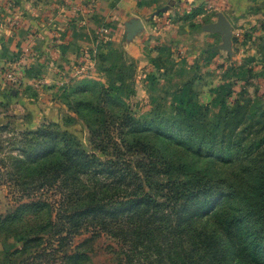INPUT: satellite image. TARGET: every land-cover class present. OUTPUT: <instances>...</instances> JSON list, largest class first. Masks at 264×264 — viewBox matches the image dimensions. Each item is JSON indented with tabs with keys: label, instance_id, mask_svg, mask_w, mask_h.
I'll return each mask as SVG.
<instances>
[{
	"label": "rangeland",
	"instance_id": "374dc122",
	"mask_svg": "<svg viewBox=\"0 0 264 264\" xmlns=\"http://www.w3.org/2000/svg\"><path fill=\"white\" fill-rule=\"evenodd\" d=\"M60 1L19 0L16 3L23 4L28 10L27 16L38 23L33 30L37 31L38 26L47 28L53 36L55 32L75 31L79 43L62 54L47 45L52 48L48 56L26 59L25 65L34 63L28 78L15 65H3L0 127L5 129L0 131V138L21 139L43 125L56 124L59 131H65L84 151L104 159L91 143L87 123L93 127L97 124L101 128L110 127L114 135L117 124L113 123L121 122L124 115L139 120L158 113L168 118L180 110L192 112L197 107H208L209 116H213L226 108H234L237 102L247 106L245 111L253 105L264 104V13L257 18L255 27L245 28L243 32L234 30L232 42H222L219 36L210 33H191L184 28L186 25L179 29V34L175 27L166 24L149 25L157 8L140 14L139 20L146 30L142 28L129 34L125 24L135 8L133 0L128 4L124 0H68L73 7L64 11H59L63 10ZM42 21L51 25H40ZM71 21L88 23L90 31L70 28ZM11 24L16 27L19 23L16 19ZM164 40L168 48H164ZM180 59H185L187 67L192 68L190 74L183 73L185 65L183 74L165 81L160 67L177 64ZM150 143L149 151L158 154L153 147L156 144ZM164 146L166 156L171 158L172 148L164 149ZM142 151L140 148L126 153L122 148L119 153L122 164L126 162L132 171L136 169L145 181H161L158 171L163 165L154 158L157 167L156 164L155 169L148 167ZM212 166L220 169L219 165ZM143 167L145 170H141ZM147 170H150L148 175H144L142 172ZM14 185L0 178V264H118L119 258L125 264L128 255H134L136 264H176L168 254L165 260L157 259L142 245L138 253L132 252L128 244L122 250L121 243L108 234L68 232L62 226L64 217L57 211L58 191L47 190L29 196ZM187 208L184 206L182 212ZM194 213L198 210L194 209ZM207 218L195 226H203L201 223ZM92 227L93 223L89 222L88 229ZM229 257L237 264L231 254Z\"/></svg>",
	"mask_w": 264,
	"mask_h": 264
},
{
	"label": "trees",
	"instance_id": "16d2710c",
	"mask_svg": "<svg viewBox=\"0 0 264 264\" xmlns=\"http://www.w3.org/2000/svg\"><path fill=\"white\" fill-rule=\"evenodd\" d=\"M245 107L237 102L213 116L208 107L168 118L124 115L113 123L114 135L110 127L87 123L104 159L56 124L43 125L21 139L0 138V178L29 196L58 191L57 211L68 232L108 234L122 250L128 244L138 253L142 245L176 264H233L229 254L237 264H264V104ZM151 141L158 154L149 151ZM162 145L172 148L171 158ZM122 148H141L152 169L158 159L161 181H145L122 164ZM205 216L203 226H195ZM125 264H136L134 255Z\"/></svg>",
	"mask_w": 264,
	"mask_h": 264
},
{
	"label": "crops",
	"instance_id": "0c3cea01",
	"mask_svg": "<svg viewBox=\"0 0 264 264\" xmlns=\"http://www.w3.org/2000/svg\"><path fill=\"white\" fill-rule=\"evenodd\" d=\"M10 1H12L10 4L8 2L2 4V1H0L1 71L4 67L3 65H15V69L21 72L20 74L24 75L25 78H28L34 63L25 65L26 59L33 58L36 60L42 56H48L47 52L52 51V48L47 47V45L55 47L61 54L74 44L78 45L79 40L74 35L76 33L75 31L55 32L57 34L53 36L47 28L39 29L38 26L37 31L33 30L38 23H35L27 16L26 13L28 10L25 9L23 4H20V6L16 4L19 0ZM130 1L132 0H124L126 4ZM60 2L62 3L63 10L60 9L59 11H64L65 8L68 10L73 7L68 0H62ZM166 3L171 4L167 12H161L154 16L151 15L149 25L155 27V25L162 26L166 24L167 27H175L176 29H173L176 34L182 26L186 25L187 27L184 28H188L191 33L196 31L203 34L210 33L213 36H219L222 42H232L234 30L243 32L245 28L255 27L258 23L256 21L257 18L264 13V0H133L135 8L130 12L132 14L126 21V27L129 29L130 24L138 21L141 13L151 8L158 9L160 6H166ZM88 6L92 7V4L88 3ZM87 9L90 10L89 8ZM221 17H224L230 24L231 35L228 39L225 38L223 33L212 28ZM16 19L19 24L14 27L11 21H16ZM141 23L142 28H144L143 30H146V27L143 25L144 23L142 21ZM39 24L45 26L51 25L50 22L44 21L39 22ZM71 25L70 28L81 27L84 32L88 33L90 31L88 23L78 24V22L71 21ZM240 28L242 30H239ZM174 38H176V35ZM174 40L176 41V39ZM165 44L167 43L164 40L163 46L164 48H168L169 46ZM185 65L186 60L180 59V62L177 64L168 65L167 63L166 67L161 66L160 70L164 72L162 74L164 75V80L168 81L174 76L183 73L185 75L190 74L192 68L190 66L187 67V65L186 71L182 73ZM186 82L187 80L184 81V83Z\"/></svg>",
	"mask_w": 264,
	"mask_h": 264
},
{
	"label": "water",
	"instance_id": "95a60500",
	"mask_svg": "<svg viewBox=\"0 0 264 264\" xmlns=\"http://www.w3.org/2000/svg\"><path fill=\"white\" fill-rule=\"evenodd\" d=\"M169 8V5H166L164 7L158 8L152 16L158 15L161 12H165ZM142 28V23L140 20L133 22L130 24L128 33L129 34H134L136 31ZM216 31H219L220 33H223L225 38L228 39L229 36L231 35V30H230V24L229 22L224 18L221 17L220 20L212 27Z\"/></svg>",
	"mask_w": 264,
	"mask_h": 264
},
{
	"label": "built area",
	"instance_id": "2783aa9c",
	"mask_svg": "<svg viewBox=\"0 0 264 264\" xmlns=\"http://www.w3.org/2000/svg\"><path fill=\"white\" fill-rule=\"evenodd\" d=\"M9 76H10V74H9Z\"/></svg>",
	"mask_w": 264,
	"mask_h": 264
}]
</instances>
